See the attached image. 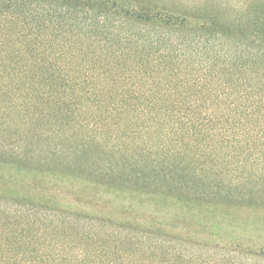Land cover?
Instances as JSON below:
<instances>
[{"label": "trees", "instance_id": "trees-1", "mask_svg": "<svg viewBox=\"0 0 264 264\" xmlns=\"http://www.w3.org/2000/svg\"><path fill=\"white\" fill-rule=\"evenodd\" d=\"M180 1L0 0V264L264 257L190 236L263 202L264 0Z\"/></svg>", "mask_w": 264, "mask_h": 264}, {"label": "rangeland", "instance_id": "rangeland-1", "mask_svg": "<svg viewBox=\"0 0 264 264\" xmlns=\"http://www.w3.org/2000/svg\"><path fill=\"white\" fill-rule=\"evenodd\" d=\"M240 0H226L225 4L221 7L222 11H232V7L236 2ZM181 3L185 4L186 2H201L206 3L209 7H213L219 5L220 0H181ZM191 13L198 14L195 9L191 11ZM122 32V28L120 30ZM191 33H178L174 34V36H196L198 33L194 32V30L190 31ZM263 202L261 205H253L251 207L243 206L242 209H235V219L230 222H223L222 223V231L218 230L221 235V238H219L217 235L208 234L211 232V227H207L205 230H203V233H196L195 231L191 230L190 236L195 238L198 241L207 243H214L217 242L219 246H231L230 239L231 236H235L237 239V242H239V245L241 248L247 249V250H260L264 249V198H260ZM243 202H246L245 200H242ZM244 203V204H246ZM248 205V204H247ZM131 214V213H130ZM142 215H147V212H141L137 214L138 217H141ZM209 217H206V215H200L203 220H206L210 226V222L219 219L213 215H208ZM228 216V214H226ZM228 218V217H225ZM190 225L192 228H197L194 223L190 222ZM190 228V229H192ZM210 230V231H209ZM218 234V235H219ZM229 236V237H227ZM230 238V239H229ZM216 251L221 252L222 250L217 249ZM190 252L200 254L202 253H209L208 251L199 250L198 248L192 247ZM232 253V252H231ZM238 254V253H237ZM236 260L239 264H264V257H256V258H250L245 256V254H239V256L236 257Z\"/></svg>", "mask_w": 264, "mask_h": 264}]
</instances>
